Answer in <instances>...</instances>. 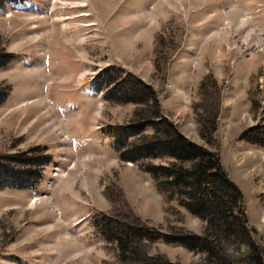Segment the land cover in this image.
I'll use <instances>...</instances> for the list:
<instances>
[{
    "label": "rangeland",
    "instance_id": "1",
    "mask_svg": "<svg viewBox=\"0 0 264 264\" xmlns=\"http://www.w3.org/2000/svg\"><path fill=\"white\" fill-rule=\"evenodd\" d=\"M28 5L0 11V57L10 56L0 68V86L11 87L0 105V162L47 155L51 163L34 190L0 187V264H143L158 254L173 263H206L207 254L154 242L135 222L121 179L129 180L134 200L154 207L145 182L134 180L133 167L173 160L122 161L112 146L114 127L134 132L140 122L135 112L143 104L119 102V94L110 91L114 85L96 92L92 86L120 83L130 75L152 87L164 118L183 137L219 152L243 192L253 238L264 247V155H231L238 129L226 114L221 118L231 103V79L251 66L253 56L258 70L251 84L257 94L250 99V117L256 125L250 128L264 125V0H30ZM150 105L145 110L154 109ZM143 130L127 144L154 134L150 125ZM203 135H212L213 143ZM72 147L77 161L88 152H104L85 166L71 157ZM59 157L69 166L54 165ZM26 165L31 168L15 167L36 169ZM165 181L163 176L158 183ZM64 184L71 187L63 198ZM160 186L164 196H175L167 202L164 222L150 225L169 234H202L205 223L185 213L179 187ZM70 195L81 204L69 202ZM105 229L135 234L127 238L126 260L117 242L103 235ZM234 239L223 238L222 244L228 255L239 257L246 248Z\"/></svg>",
    "mask_w": 264,
    "mask_h": 264
},
{
    "label": "trees",
    "instance_id": "2",
    "mask_svg": "<svg viewBox=\"0 0 264 264\" xmlns=\"http://www.w3.org/2000/svg\"><path fill=\"white\" fill-rule=\"evenodd\" d=\"M22 1L24 0H0V10L10 3ZM9 57V55L0 57V68L7 66L10 62ZM112 85H114V89L110 91L112 94L114 91L119 94L120 97L117 98L119 102L143 104V110L135 112V116L140 122L134 125V132H130L125 127H114L117 132L111 136H114V148L120 153L121 160L138 164L142 159L160 157L172 159L173 162L167 166L147 163L140 167L153 176L159 188L162 183L179 187L176 193L185 196V199L180 200L179 204L205 223L202 234L191 232L168 234L159 229L156 230L149 223L134 217L140 228L145 230V237L154 242L163 240L168 244L181 245L196 254L205 253L207 254L205 264H264V247L253 238L254 231L250 227L248 213L243 205V192L223 168L219 152L211 151L205 146L195 144L183 137L173 123L168 118H164L159 99L155 96V91L150 85L130 75L128 79H124L120 83H116L115 80L109 83L102 81L96 85L95 89L100 91L104 87L110 88ZM10 92V86H3V84L0 86V105L8 99ZM137 93L139 95L135 96ZM150 103L154 109L145 110L146 104ZM149 125L154 130L151 137L144 136L139 143L127 144L131 137L140 136L136 134L142 133L143 129ZM214 125L216 127V123ZM131 133L135 135H131ZM203 138H206L208 144L213 143L212 135H203ZM239 138L264 147V127L249 128ZM125 145H128L126 151L121 152ZM50 162L51 158L47 155L24 161L18 156L6 157L4 161L0 162V177H3L0 178V187L34 190L43 177L42 170ZM16 164L26 167H29L26 164H33L36 169H20L15 167ZM163 176L166 177V181L158 183V180ZM174 196L175 194H170L169 198L165 197L169 201ZM155 230L157 238L152 239L150 235ZM124 232L117 231L115 233L113 230L108 232L105 229L103 235H108L111 238L107 237V240L117 242L121 249V258L126 260L129 253L127 238L134 237L135 234L126 233V230ZM223 238H235L234 240L242 244L246 250L239 252V257L228 255L227 249L222 244ZM146 258H144L143 264H181L173 263L160 254L151 257L154 260L150 262Z\"/></svg>",
    "mask_w": 264,
    "mask_h": 264
},
{
    "label": "crops",
    "instance_id": "3",
    "mask_svg": "<svg viewBox=\"0 0 264 264\" xmlns=\"http://www.w3.org/2000/svg\"><path fill=\"white\" fill-rule=\"evenodd\" d=\"M23 7L27 8L28 6H23ZM251 58L253 59V61H252L251 66L249 68L243 69L242 70L243 72H239V73L236 72L234 76L232 75L234 78H233V80L231 79L230 85H229L230 90L228 91L229 93L227 92L228 96L231 99V103L225 105V110L223 111V114L221 115V118H222L226 114L225 119H228L229 124H230V122L233 123L234 127H236L238 129L237 134H235V135H237V138L235 141H233L232 147L231 146L229 147L230 154L233 156L239 155L240 153H244L248 156L249 155H259V156L264 155V148L263 147L251 144V143L244 141V140H241L239 138L240 135L248 129V127L249 128H250V126L253 127V125L256 123V121L254 122L255 119L253 120V118L250 117L251 116L250 115V109H251L250 107H252V102L250 99H253L254 96L257 94L255 91V88L253 89V85L251 83H252V81H254V76L256 75V72L258 70V65L254 62L255 59L253 58V56ZM238 76H240L239 79H238ZM261 126L264 127V125H261ZM97 150L98 151H94L91 154L88 152L87 154L82 155L79 158V161H77V158H78L77 157V148L72 147L71 152L76 153V155L74 154L75 156H71V157L75 159L77 164L82 162L83 164H85V166H90L91 162L94 163L95 154L98 155L97 152H100V154L102 152H104L102 149L101 150L97 149ZM168 160H171V159H168ZM62 163L63 162L61 160V157H59L58 161L54 165L60 164V168L64 169L66 166L67 167L69 166L70 162L65 163V164H62ZM133 171H134V173H136L134 180H135V178H137V180L139 179L141 181H144L145 184L147 185L149 192H150V195H151V197H150L151 201H152V197L154 198V207L156 208V210H154V207H152L151 202L146 201L142 205V201L140 202V201L134 200L131 197V194H129V187H130L129 180H125L126 177H125V175L123 176V174H122L123 178L121 179V181L123 182V186H124L123 188L125 189L126 199L129 201V205L132 206L133 211L137 213L136 216L140 220H142L143 222H147L149 224L153 223L155 225L162 224L165 220L166 215H167L165 212V209H166L167 205L169 204V201H166V197L163 195V193L161 192V190L157 186L156 181L153 179L151 174H149V173H147L141 169L139 170L137 167H133ZM73 174H74L73 171H71L69 173V175L71 176V179L74 181V178H76V177H74ZM141 175L143 176V178H141ZM61 176L63 177L64 174H62ZM237 183H239V182L237 181ZM239 186H240V184H239ZM69 187H71V186H69ZM69 187H67L64 184V188L66 191H64V190L59 191L60 194L63 196V198L66 197V196H64V194L67 192V189H69ZM77 197L81 198V194H79ZM68 199H70L69 202H71L72 204H77V205L81 204L80 200L75 199L71 195L68 196ZM62 201H64V200H62ZM167 202H168V204H167ZM142 206H143V210H142ZM184 209H185L186 214H191L186 208H184ZM61 212L63 213L62 210H61ZM58 214H60V213H58ZM74 215H75V213H74ZM194 217H196V216H194ZM196 218H198V217H196ZM179 246H181V245H177V247H179ZM181 247L183 248L184 246H181ZM187 250H189V249H187Z\"/></svg>",
    "mask_w": 264,
    "mask_h": 264
},
{
    "label": "bare ground",
    "instance_id": "4",
    "mask_svg": "<svg viewBox=\"0 0 264 264\" xmlns=\"http://www.w3.org/2000/svg\"><path fill=\"white\" fill-rule=\"evenodd\" d=\"M67 5V4H66ZM63 7H64V5H63ZM52 8H54V1H53V7ZM65 8V7H64ZM76 8H79V7H76ZM51 12V11H50ZM86 74H82L81 75V77L83 78L84 76H85ZM35 200V199H34ZM38 200V199H37ZM74 260H76V258L74 259Z\"/></svg>",
    "mask_w": 264,
    "mask_h": 264
}]
</instances>
